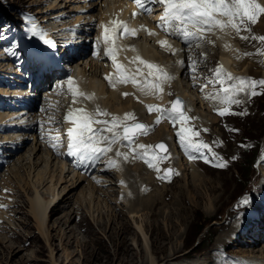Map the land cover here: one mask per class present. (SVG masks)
<instances>
[{
	"label": "rangeland",
	"instance_id": "rangeland-1",
	"mask_svg": "<svg viewBox=\"0 0 264 264\" xmlns=\"http://www.w3.org/2000/svg\"><path fill=\"white\" fill-rule=\"evenodd\" d=\"M45 1H50V4L53 1L57 4L60 0ZM37 2L38 0L34 2L31 0H0V27L2 30L5 27L3 18L17 17L18 11L34 10L33 4ZM40 11L42 10L36 9L37 13ZM218 57L217 53L213 55L212 64H218ZM246 75L248 74L243 77L248 78ZM258 75L250 78L264 79L262 78L263 74ZM256 89V92L261 95L251 97L252 89H246L247 99L244 100L243 96L236 97V99H241V103L232 107L231 114L225 117L217 115L218 119L209 121V126H205L200 117L194 113L197 116L193 125L197 133L196 136L203 139V143L207 142L209 148L214 149V153H217L219 159L218 164H225L226 167L217 166L218 164L211 165L207 163L208 158L205 160L194 158L191 164L196 163L197 165L190 166L187 163V158L179 157V153H174V157L172 146L175 151L176 146L172 140L173 131L166 125H160L146 138L140 136V141L143 140V143L145 141L152 146L157 140H164L167 143L165 137L154 139V134L161 126H166L169 129L167 133L170 135L171 141L168 143L171 146L168 143H164V145L169 150L171 158L162 169L163 172L164 170L172 171L166 174L167 178L165 179H159L158 175L150 171L155 176V183L153 182V185L146 187L145 190L147 194H155L156 190H162V200L157 205L154 216L151 217L147 210H143L142 214H145L135 219L136 221L126 215L124 219H119L114 213H111L107 208V202L104 201L110 199L111 196L108 198V196L99 193L96 194L98 198L96 196L97 199L93 200L87 193L86 198L82 191L84 187L87 189L90 182H82L83 185L67 196H64L65 193L61 191L64 187V184H61L62 181L54 190L56 172H52L55 175L53 182L51 178H48L44 185H40L36 175L38 172H43V175L48 174L50 169L46 167L45 162H41L39 167H36L37 170L34 169L36 171H33L35 173L32 174V177L30 176V169L27 167L28 164L24 165L26 160L24 161L23 158L28 153L27 149L32 141L27 142L23 148H18L19 150L15 149V151L18 150L16 156L9 161L6 169L8 167L9 180L16 188V194L13 195L16 204L6 220L2 218L3 216L0 217V264H147L145 241L141 232L137 233L136 231L138 222L141 224L142 220L148 226L151 225V220H157V226H159L158 230L156 228L153 230L150 226L147 232L156 264L194 263L198 259L208 260V262L210 260L211 262L208 264L218 262L222 264L221 261L214 260L211 255L221 254L228 259H240L248 256L246 253H250V251L241 250L238 253V250L251 245L260 249L258 254L264 252V244L260 239L261 234H264V229L258 227L259 221L252 234L248 231L246 235H242L243 243H238L234 239L232 241L227 239L230 242L228 245L225 242H219L221 241L220 235L226 236L229 222L237 216H245L248 211L253 214L258 199H264V169L261 168L264 165V86L258 85ZM174 92L178 93L177 90ZM190 93L195 96L192 92ZM179 95L185 96L181 92ZM130 104L131 102L126 107H130ZM196 104L197 110H201V102ZM119 110L121 111V108ZM215 145L218 152L215 150ZM202 151L205 153L206 149H202ZM244 160L251 162L250 165L244 164ZM12 169L15 171V175H11L14 174ZM162 169L158 172L159 174ZM36 187L39 189L43 201L48 204L44 224H41L32 213L31 200L36 196ZM57 195L59 198L50 203ZM212 203H215L212 209L214 212H207ZM110 204L118 206L117 208L124 207L122 202H116V200ZM231 210L236 215L228 221ZM127 211L128 209H126ZM7 213L5 212V214ZM69 214L74 218L71 221ZM170 214L171 217H169ZM102 221L103 225L100 224ZM126 221L131 225L134 233L130 232L127 235L126 243L122 244V235L118 227ZM244 222L245 220L242 221V224ZM249 223L247 221V224ZM200 229L201 232L198 234ZM172 231L173 236L168 239L167 236ZM251 235L259 238V241L251 244L246 243L247 239L251 240ZM174 246L180 248L179 255L187 254V256H183L179 261L176 260L177 262L169 260L168 255L175 248ZM183 258L184 260H182ZM242 264H244V260Z\"/></svg>",
	"mask_w": 264,
	"mask_h": 264
},
{
	"label": "bare ground",
	"instance_id": "bare-ground-1",
	"mask_svg": "<svg viewBox=\"0 0 264 264\" xmlns=\"http://www.w3.org/2000/svg\"><path fill=\"white\" fill-rule=\"evenodd\" d=\"M31 1L34 2L36 0H31ZM71 1L74 2L73 0H60L59 3L56 4L52 1L51 4L49 5L48 9L54 8L55 10H57L56 12H61L63 10H69L70 9L69 5H70V3H72ZM119 1L120 0H102L101 3L104 4L103 5L104 9H106V8L111 9L113 7V4H115L116 2H119ZM38 3L41 4L42 0H38ZM40 13H41V11H40ZM256 28L260 33L264 34V17L262 19H260ZM257 36L261 37L260 34H257ZM136 41L139 42L143 46L142 51L144 52L145 55L154 57L155 59L162 58V56L164 55L163 53L161 54V52L158 51L155 48V46L151 42H149L148 39L138 38ZM238 45H239V40H233L225 47L227 49H222L221 55L218 57L220 60V64H224L225 66L230 68L235 74L240 75L242 77L245 76V74H248V75H246V76H248V78H250L251 76L253 77L255 75L259 76L258 74H260V75L263 74L262 78H264V63L261 59V55L255 54L261 50L263 45H261V43L259 41H251L245 45V48L247 47L249 49L248 53H254L253 55H248V56H245L242 58L237 57L236 59L231 58V54L229 52V49L230 48L231 49H237ZM101 66H102L101 63L97 62L96 60H93V58H88V57L84 58L83 60L79 59L73 63L74 69L77 72L82 73L86 77V81L88 82V88H92L93 90L97 91L100 95H102V97L100 98L101 99L100 102L105 107H107L111 110H117V112L123 113L124 110H128V109L132 108V106H133L134 109L139 111L138 114L143 116L144 111H143L142 107L140 106V110H139L138 104H136L134 101H132V99L122 98L118 92L108 90L106 88V86L104 85V83L102 82V80L100 78ZM174 90L175 91L177 90L178 93H180V92L184 93L185 94L184 97L188 98L192 102V105L195 108L194 109L195 113L200 117V120L203 123H205V126H209V121L212 122L213 120L215 121V119H218L217 117L214 116V113L211 111V109H210L211 107L201 101L200 97L198 96V94L196 93V91L194 89V85L192 83H189L188 80H186V76H180L178 81L174 83ZM190 92L195 94L196 97L192 96V94ZM239 96H243V99L245 98L244 100H246L248 97V93H247V91H245L244 93H241ZM153 97H154V95H153ZM251 97H253V96H251ZM199 101L201 102V105H200L201 110H197V104L196 103ZM129 102H131V104L129 105L130 107H128V106L126 107V105L129 104ZM120 108H121V111L119 110ZM212 114H213V116H212ZM168 130L169 129H167L166 126H161L159 129H157V132L154 134V139H160V138L165 137V140L170 142L171 137L167 133ZM29 136L30 135H28L27 138H24L25 136H23V134H17V135H14L13 137H11V142L14 143L15 146H14V149H10V147L8 146L9 154L7 157L10 158L12 156V152L15 151V149L23 148V146H25L27 144V142H29ZM32 136H33V140L30 144V147L27 149L28 153L25 154V156L23 158L24 161L26 160L25 161L26 164H24V165L28 164L27 167H29L28 169H30V176L31 177H32V174L35 173L33 171L37 170L36 167H39V165H40L39 163L45 162L47 164L46 167H49V169H50V172L48 173L49 177H47L48 174L43 175L44 174L43 172H38V175H36V176H38V178H39L40 185H44L45 182L48 180V178H51V181L53 182V178L55 177V175H54L55 172L57 174H56V179H55L56 180L55 181L56 186L54 185V190L57 189L58 184H60V182L62 181L61 184L62 185L64 184V187L62 188L61 191L63 193H65L64 196H67L68 194L70 195V193L75 192V190H77L81 185H83L82 182H84L85 178L82 175H80L76 172L71 173L68 166L66 167V163H64L61 160H57L51 153L48 152L49 146L45 148L44 147L45 144H43V142L40 139H35L34 134H32ZM162 141H163V144L168 143V142L166 143L164 140H161V142ZM160 144H162V143H160L157 140L156 142L153 143V147H158V145H160ZM169 145L171 146V144H169ZM172 148H173V155H174V153H176L177 151H175L173 146H172ZM174 157H175V155H174ZM22 161H21V165H22ZM180 162H182V161H180ZM193 165H197V164L196 163L190 164V166H193ZM261 168L264 169V165H262ZM13 169H12V173H14V174H11V175L16 174ZM34 169H36V170H34ZM191 169H193V168H191ZM19 170H20V166H19ZM147 171H149V170L145 169L143 167V165H141L139 163L128 164V163H125L123 161V163L120 164V169L114 175L108 177L110 180V183L106 187H98L95 184L90 182L88 184L89 186L87 185V189L84 187L83 191L82 190L81 191L84 193V196L86 198H87V193H88V195L90 194L91 198H93V200L96 198V196H97L96 194H99V193L101 195L103 194L104 196H108V198L111 196L110 199H106L104 201L107 202V208H109L111 213H114V215H116L119 219H124V216L126 215L129 218L134 219L133 221H136L135 219H138V218L142 217L143 214H145V213L142 214L143 210H147V213L149 215H151V217H152L156 214L155 211H156L157 205L160 203V200H162V197H161L162 190H160V191L156 190L155 194H153V193L147 194V191L145 190V188L151 187L153 185V182L155 181L154 180L155 179L154 174H151L152 172H150V171H149L150 172V174H149V172H147ZM52 172H54V173H52ZM145 173H148V174H145ZM23 189H24V187H23ZM85 190H86V192H85ZM35 191H36V196H35V198L33 197L34 199L31 200L32 213L34 214L33 216H35L41 224H44L45 220H46V212L48 209V204L43 201L41 194L39 192V189L37 188ZM58 198H59V195H57L55 197V199H53L50 203L56 201ZM97 198H98V196H97ZM114 199L116 200V202H122V205L124 207L119 206V208H117L118 207L117 205H116L117 207L112 206L110 203L114 202L115 201ZM216 202H217V200H216ZM214 204L212 203L211 207L208 209V211L207 210L206 211L213 213L214 211L212 212V209L214 208V206H213ZM262 204H264V199L263 198L258 199L257 206H260ZM126 209H128L127 212H126ZM252 210H254V209H252ZM261 213H263V212L261 211ZM235 215H236L235 212L231 210V214L228 217V221H230ZM69 216H70V218H69L70 221H71V219H74V218H72L71 214H69ZM251 216H252V212L248 211L247 213H245V216L241 215V216L235 217L231 222H229V228L227 227L228 230L226 232V236L220 235L221 241H219V242H222V243L225 242V244L228 245L230 243L229 241H232L234 239L238 243H243L244 237L242 235H246V233L248 231H249V233L252 234L253 233L252 229H255L254 228L255 224L249 223L250 220L252 221V219L255 218V217H253V216L251 217ZM0 217H2V216H0ZM169 217H171V214L169 215ZM243 220H245V222L242 224ZM247 221L249 224H247ZM225 222H227V220H225ZM138 223L139 224H138L136 231H137V233L141 232V234L144 238V241H145L144 248H145V252L147 253V256H148V261L146 263L147 264H156L157 262H156L155 258L153 257L154 251H152V248L150 247V244H149L150 242L148 239L147 232H148V227H150V226H152L153 230H155V228L157 230L159 229V226H157V220H155V221L151 220L150 226H148L147 224L145 225L143 220H142L141 224H140V222H138ZM100 224L103 225L104 222L102 221ZM257 224H258V222H257ZM258 227H260V229H263L264 228V222L259 221ZM118 228H119V231L122 235L121 236V239H122L121 242H122V244H125L127 241V235L130 232L134 233L131 229V225H129V223L126 221L125 223H122ZM261 235L264 236L263 234H261ZM172 236H173V231L170 232L169 236H167V237H168V239H170ZM250 238H251V240L247 239L246 243L251 244V243H255L256 241H259L258 240L259 238L257 239L256 236H252ZM227 239L229 241H227ZM241 250H244L246 252L250 251V253H252V254L246 253L248 256H245L244 258L241 257L240 259H237V258L236 259H228V258H226V256H223L221 254H214V255L212 254L211 256L217 262L221 261L222 264H242L243 260H244V264H264V252L262 251V253L258 254V251H260V249L255 248V246L252 247V245H251L249 247L246 246L245 248L239 249L238 253H240ZM170 252L171 253H170V255H168V258H169V260H172L175 262L179 261V259L181 260V258L183 256H187V254L179 255L180 248H178L177 246L175 248H173L172 251H170ZM182 260H184V258ZM209 262H211V261L209 260ZM209 262H208V260L201 261L198 259L194 263L193 262H186L185 264H204V263L208 264ZM219 263L220 262L214 263V264H219Z\"/></svg>",
	"mask_w": 264,
	"mask_h": 264
},
{
	"label": "snow or ice",
	"instance_id": "snow-or-ice-1",
	"mask_svg": "<svg viewBox=\"0 0 264 264\" xmlns=\"http://www.w3.org/2000/svg\"><path fill=\"white\" fill-rule=\"evenodd\" d=\"M134 2L143 6V0H134ZM153 3L163 6L164 13L161 17L160 26L164 27L166 31H171L173 35H179L186 44L200 43L204 39V33L212 32L214 30H219L223 33L234 32L236 35L244 41H259L261 45H264V37H258L255 35H241V32L251 33V26L255 25L259 21V17L264 15V6L257 0H153ZM135 15V14H134ZM105 34L104 41L108 43L111 38L108 36V27L104 26ZM2 31V27H0ZM31 31L33 36H39L40 40L44 45L54 47V43L51 40L45 38L46 34L38 30L35 24L32 25ZM125 32L128 31L127 28L124 29ZM135 35V30L132 32ZM155 35V33H150ZM114 43V41H112ZM161 46H168L167 40L159 41ZM107 55L111 56L112 60H116V56L113 52L112 47L107 48ZM254 53H245L246 56L253 55ZM258 55H264V47L258 53ZM135 59L140 60L139 57ZM140 63L145 65L149 70L147 74L140 72L139 69L136 73L128 78H121L120 83H133L139 86L136 80V75L144 76L145 84L140 87V91L147 95H154L157 91H162V85L171 81L173 77L169 75L164 69L159 68L158 65H154L150 62L140 60ZM183 64V62H181ZM118 71L121 70V66L117 65ZM194 70V68H193ZM159 74V75H157ZM215 76L217 82L220 84H225V81H237L226 87H223L220 92L215 95L222 105H239L241 100L235 99L240 93H244L246 89H252L250 95L255 96L261 93L255 91L256 87L264 86V79L254 80L252 78L237 77L234 78L230 73H226L223 66H220L215 71ZM153 78L155 82H149V78ZM108 79V77H106ZM109 82L115 87V83L111 80ZM73 81L69 79L67 81L68 88L73 89ZM76 93L74 92V95ZM79 95H84V93H78ZM127 95V94H125ZM92 99V97H88ZM182 102L177 99L172 105L171 110H161L158 107H152L151 111L161 112L162 115H167L170 119H179L181 123V129L179 132L180 140L185 144V148H193L199 151L201 147L208 148L207 144L195 145L192 143L191 139L187 135L190 129L185 128L183 125L189 119L185 113L181 110ZM226 114H231L228 107H222L219 109V115L224 116ZM103 115H108V113H103ZM128 118L134 117H126ZM67 120L71 121L72 127L68 129L69 138V154L78 155L81 152L88 153L92 156H104L108 151L111 150L110 146L116 144L120 139L129 141V147H131L132 139L138 134H145L147 131L146 126L140 123L129 126L124 121L119 118H113L111 122L107 120H97L95 115L88 113L82 109L69 111ZM111 123V126L109 124ZM159 123V121H157ZM99 124L102 127L94 128L93 125ZM118 126H122L123 131L117 133L115 130ZM104 133H111V136L105 135ZM197 133H193L196 135ZM58 139V138H57ZM108 142L109 147H99L100 144ZM52 146L57 148L58 145L53 143ZM162 150H166L164 144L158 145ZM139 148L144 149L145 145H139ZM135 151V149H133ZM117 155H123L127 159L126 153H117ZM145 156L147 153L144 154ZM153 159L155 157L153 156ZM217 166L226 167L225 164H218ZM155 167V165H153ZM172 170H169L171 172ZM167 178V177H164Z\"/></svg>",
	"mask_w": 264,
	"mask_h": 264
},
{
	"label": "trees",
	"instance_id": "trees-1",
	"mask_svg": "<svg viewBox=\"0 0 264 264\" xmlns=\"http://www.w3.org/2000/svg\"><path fill=\"white\" fill-rule=\"evenodd\" d=\"M243 163L246 164V165H250L251 162H247V161L244 160ZM200 232H201V229L198 231V234H199Z\"/></svg>",
	"mask_w": 264,
	"mask_h": 264
}]
</instances>
